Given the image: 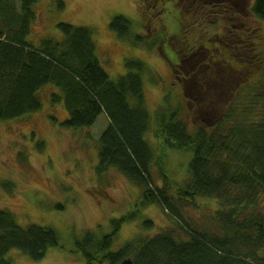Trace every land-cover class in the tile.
<instances>
[{"label":"trees","instance_id":"obj_1","mask_svg":"<svg viewBox=\"0 0 264 264\" xmlns=\"http://www.w3.org/2000/svg\"><path fill=\"white\" fill-rule=\"evenodd\" d=\"M39 1L0 0V122L39 112L40 91L54 85L60 94H53L52 102L65 104L69 116L63 125L67 129H89L106 115L109 125L98 140L99 169L115 168L142 190L133 212L110 221V233L87 231L76 242L85 264H121L126 258L134 264H264L262 43H253L249 51L255 65L243 63L248 58L239 57L249 74L239 89L220 97L223 111L214 120L204 119L205 115L194 123L188 116L189 120L184 118L182 109L171 103V94L153 119L142 81L145 63L127 61L128 73L112 80L97 59L94 29L60 23L61 42L45 39L38 47L28 42ZM59 4L65 8L63 1ZM253 12L264 22V0L253 2ZM110 28L120 39L144 45V38L133 34L130 18L116 16ZM236 37L243 38L236 33L222 41L234 52L245 47L233 41ZM244 42L247 47L249 42ZM201 47L209 51L200 42L192 46L190 56ZM172 49L184 59L186 50L174 44ZM256 64L263 69L253 78V72L258 71ZM149 136L160 144V156ZM169 150H185L192 156L188 177L181 186L172 181L163 164ZM202 199L218 206L211 218L213 229L188 223L182 217L183 208L199 209ZM154 205L174 219L173 226L154 233V221L143 214ZM136 221H141L143 230L116 247L122 227ZM60 243L55 229L21 226L11 212L0 210V264H12L6 256L13 250L35 261L43 260L47 251Z\"/></svg>","mask_w":264,"mask_h":264},{"label":"rangeland","instance_id":"obj_2","mask_svg":"<svg viewBox=\"0 0 264 264\" xmlns=\"http://www.w3.org/2000/svg\"><path fill=\"white\" fill-rule=\"evenodd\" d=\"M59 1L65 3L64 9ZM254 1L40 0L35 5L37 17L28 42L36 47L45 39L61 42L64 36L58 29L60 23L92 28L97 59L112 80L128 73L127 61L139 59L145 63L142 81L153 119L171 94V103L182 109L184 118L188 116L193 123L200 122L198 117L204 115V119L214 120L223 111L220 97L239 89L249 74L239 57L248 58L243 63H253V52H249L253 43H262L261 50L264 48V22L254 15ZM119 15L132 20L133 34L142 35L144 45L120 39L111 30L113 18ZM236 33L243 38L233 41L245 47L234 52L222 41ZM244 39L249 42L247 47ZM200 42L209 51L201 47L192 59V46ZM172 44L186 50L184 59L177 56L179 51L172 49ZM256 66L253 78H258L263 69ZM53 94H60L59 89L45 86L40 91L39 112L0 122V210L11 212L21 226L50 227L61 237L60 246L50 248L40 261L11 251L6 258L12 264H85L76 242L87 231L110 233V221L133 212L142 195L141 188L115 168L99 169L98 140L109 125L106 115L102 114L89 129H67L63 124L68 111L64 103L52 102ZM149 137L160 156V144L154 136ZM191 157L185 150L166 152L163 164L179 186L188 177ZM198 205L199 209L183 208L182 217L188 223L213 229L211 218L217 204L202 199ZM143 214L154 221V233L174 225V219L158 206L146 208ZM142 230L141 221L125 224L116 247Z\"/></svg>","mask_w":264,"mask_h":264},{"label":"water","instance_id":"obj_3","mask_svg":"<svg viewBox=\"0 0 264 264\" xmlns=\"http://www.w3.org/2000/svg\"><path fill=\"white\" fill-rule=\"evenodd\" d=\"M121 264H134V262L131 258H126L121 262Z\"/></svg>","mask_w":264,"mask_h":264},{"label":"flooded vegetation","instance_id":"obj_4","mask_svg":"<svg viewBox=\"0 0 264 264\" xmlns=\"http://www.w3.org/2000/svg\"><path fill=\"white\" fill-rule=\"evenodd\" d=\"M212 40V39H211ZM203 49H205L204 47H203ZM197 56V55H196ZM192 59H193V56H192ZM182 62H184V61H181V63ZM179 66V65H178ZM195 68V66H193V69ZM190 89H191V86H190Z\"/></svg>","mask_w":264,"mask_h":264}]
</instances>
